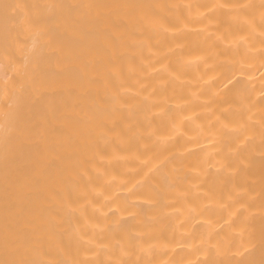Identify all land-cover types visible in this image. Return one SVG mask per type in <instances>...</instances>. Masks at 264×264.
<instances>
[{"label": "bare ground", "instance_id": "1", "mask_svg": "<svg viewBox=\"0 0 264 264\" xmlns=\"http://www.w3.org/2000/svg\"><path fill=\"white\" fill-rule=\"evenodd\" d=\"M0 264H264V0H0Z\"/></svg>", "mask_w": 264, "mask_h": 264}]
</instances>
